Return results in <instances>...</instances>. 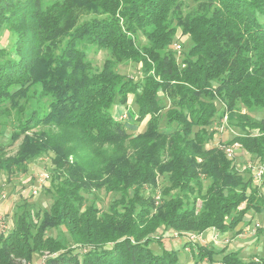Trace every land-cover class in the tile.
<instances>
[{
	"label": "trees",
	"instance_id": "trees-1",
	"mask_svg": "<svg viewBox=\"0 0 264 264\" xmlns=\"http://www.w3.org/2000/svg\"><path fill=\"white\" fill-rule=\"evenodd\" d=\"M187 1L0 0V32L16 36L0 47V112L23 113L38 97L12 130L17 151L0 141V171L10 178L53 154L51 206L19 205L0 234V264H32L37 253L42 264H180L155 237L161 227L224 233L264 210V176L256 182L227 152L239 143L264 164V118L252 114L264 111V0H196L186 11ZM177 26L193 41L181 62ZM90 45L110 53L101 68ZM130 61L141 65L140 79L118 71ZM131 96L135 119L145 121L137 134L112 112ZM217 102L240 133L209 146ZM100 189L114 197L107 210L86 204ZM195 245L196 264H264V255Z\"/></svg>",
	"mask_w": 264,
	"mask_h": 264
},
{
	"label": "rangeland",
	"instance_id": "rangeland-1",
	"mask_svg": "<svg viewBox=\"0 0 264 264\" xmlns=\"http://www.w3.org/2000/svg\"><path fill=\"white\" fill-rule=\"evenodd\" d=\"M196 0H188L185 9L196 7ZM179 26H177V32L174 37V43H179L181 45V50L179 52L178 60L181 62L182 58L187 55V51L193 45V41L187 35L181 32ZM16 36L13 32L8 29H3L0 32V47L10 49L14 43ZM138 44L141 46L146 43L145 38L140 34L137 40ZM88 57L91 59L93 64L97 68H101L104 61L110 56V53L105 49H100L94 45L87 46ZM118 71L127 77H133L134 79L141 78V65L136 62H128L119 64L117 67ZM163 102L166 107L169 106V102L166 98L162 97ZM46 102V99H43ZM38 104V97H30L29 101L26 103V109L23 113H18L15 109L11 110L10 115L2 114L0 112V141L4 144H8L7 151L9 154H14L19 146L21 140L17 142L11 141V134L15 124L19 119L24 118L27 113H29L33 106ZM137 104L134 102L133 97L128 104L117 103L113 109V114L117 118H121L123 125L126 127L127 131L131 134H137L145 128V121L140 122L135 119V112ZM218 113L212 123V126L208 127V130L215 131V138L209 140V146L219 144L220 139L229 141L236 137L240 130L230 123H228L226 117H220V113L223 110V105L217 102ZM243 111H247L244 108ZM252 114L257 118H264V111H253ZM166 125L165 118L162 123ZM53 154H43L42 156L31 160L29 169L27 171H21L16 173L10 178L0 171V234L7 232L15 224L16 214L20 213L22 209L19 207L20 204L26 203V209L31 210V212H43L49 209L52 203V195L46 191V188L50 186V169L52 167ZM235 157L241 163V165H247L249 162L253 165L261 164L257 158L251 156L247 152H244L242 147L235 151ZM240 165V166H241ZM242 169V166H241ZM244 169V168H243ZM164 180L160 178V190L157 192L158 202L156 205H160V195L161 186ZM260 182V181H258ZM209 183V180H204L205 186ZM264 190V187H263ZM114 197L107 193L104 189H100L94 194H87L86 204L92 202L96 203L103 209L107 210L111 201ZM37 219V218H36ZM38 220V219H37ZM264 222V210L260 213L250 211L244 221L233 231L219 232L215 229H208L203 233H197L193 230H187L185 228L177 229L173 227H161L158 234L155 237L162 236L163 245L169 249H176L180 257V264H196V243L207 244L215 249H222L223 247H228L230 250L239 251V254L243 258H250L256 255H264V226L256 229L257 223ZM61 230L59 228H51L49 234L52 236H61ZM191 240L192 245L184 246L186 240ZM154 250L159 251V244L153 243L151 245ZM221 255L216 256V259ZM45 255H39L38 253L34 255L32 264H42ZM203 260L201 264H207Z\"/></svg>",
	"mask_w": 264,
	"mask_h": 264
},
{
	"label": "built area",
	"instance_id": "built-area-1",
	"mask_svg": "<svg viewBox=\"0 0 264 264\" xmlns=\"http://www.w3.org/2000/svg\"><path fill=\"white\" fill-rule=\"evenodd\" d=\"M174 47L175 50H177L178 52H180L181 50V45L179 43H174ZM240 144L239 143H234L233 145H231L230 147L227 148V152L228 155L230 157H234L235 156V151L237 149H240ZM251 168L252 173L254 175L255 181L258 182L262 179V177L264 176V164H257V165H253V163L249 162L247 165L244 166V168ZM0 220H2V217L0 216ZM264 226V222L263 223H257L256 224V229L259 227H263Z\"/></svg>",
	"mask_w": 264,
	"mask_h": 264
}]
</instances>
